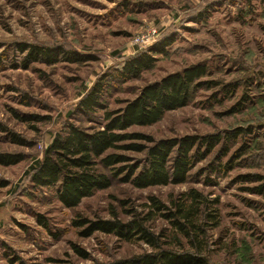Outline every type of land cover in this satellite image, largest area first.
<instances>
[{
  "label": "rangeland",
  "instance_id": "1",
  "mask_svg": "<svg viewBox=\"0 0 264 264\" xmlns=\"http://www.w3.org/2000/svg\"><path fill=\"white\" fill-rule=\"evenodd\" d=\"M156 29L145 47L134 40ZM172 37L167 53H151L153 66L139 77L113 81L104 104L119 109L148 84L195 65L208 67L204 85L191 103L167 112L154 125L128 132L155 140L235 133L201 162L186 183L145 189L115 181L105 190L64 208L53 189H35L24 173L42 157L52 137L69 124L89 129L101 123L103 111L84 116L76 107L99 78L116 75L124 59ZM29 43L76 52L93 60L34 63L24 69L15 45ZM11 133L28 141L23 147ZM202 152V151H201ZM0 153L22 155L16 165H0V264L15 257L36 264L111 262L151 252L142 241L121 240L96 232L82 236L74 220L147 219L146 226L162 235L164 247L192 249L163 213L181 205L193 211L192 190L207 199L196 222L207 232L203 253L208 264H264V0H0ZM136 161L143 154L126 153ZM151 198L166 206L158 212ZM208 216V217H207ZM43 218L46 229L38 223ZM198 232V230H197ZM204 237V236H203ZM84 249L90 260L73 251Z\"/></svg>",
  "mask_w": 264,
  "mask_h": 264
},
{
  "label": "trees",
  "instance_id": "2",
  "mask_svg": "<svg viewBox=\"0 0 264 264\" xmlns=\"http://www.w3.org/2000/svg\"><path fill=\"white\" fill-rule=\"evenodd\" d=\"M174 43L172 37L166 35L149 50L124 59L120 70L109 78H99L76 107L77 114L93 115L103 111L102 121L89 129L69 124L62 132L56 133L51 142L45 146L42 157L34 158L25 177L29 178L35 189H53L56 200L67 209L77 208L83 199L92 197L96 192L110 188L115 181L130 183L139 189L154 186L179 185L187 182L196 162H201L210 155L226 138L233 139L243 132L209 134L206 136H185L182 138L155 140L141 133L128 132L136 126H150L159 122L167 112L188 106L194 93L204 85L202 81L208 75V67L204 64L185 68L181 72L170 74L160 81L148 84L140 90L133 100L124 102V106L109 110L104 99L113 81H128L139 77L155 63L151 53L166 54ZM16 50L24 56V69L34 63L54 64L58 58L71 63L93 60L76 52L64 49H53L29 43H17ZM11 141L19 146L31 144L17 134L11 133ZM202 151V152H201ZM126 153L143 154L141 161H136ZM24 160L22 155L1 154L0 165H16ZM256 181L264 180L261 175L251 176ZM8 183L0 179V188ZM262 187L255 189L261 193ZM262 194V193H261ZM191 205L196 204L193 211L185 210L183 205L174 213H163L181 237L189 240L192 249L175 251L164 247L162 235H157L146 226L147 219L135 217L128 222L117 216L113 219L74 220L73 226L84 228L81 233L90 237L96 232L113 234L125 241L139 240L153 249L151 252L119 259L111 262L93 261L91 264H208L207 255L203 253L206 231L205 223L196 222L200 205L206 206L207 199L198 191L192 190L187 195ZM152 207L158 212L166 210V206L155 198H151ZM208 217V216H207ZM38 223L48 229L49 225L42 217ZM198 230V232H197ZM204 236V237H203ZM73 251L84 260L90 255L78 246ZM12 264L27 263L15 257Z\"/></svg>",
  "mask_w": 264,
  "mask_h": 264
},
{
  "label": "built area",
  "instance_id": "3",
  "mask_svg": "<svg viewBox=\"0 0 264 264\" xmlns=\"http://www.w3.org/2000/svg\"><path fill=\"white\" fill-rule=\"evenodd\" d=\"M158 32L156 29H150L143 37H138L134 40L135 45H138L139 48H145L152 40L153 37H156Z\"/></svg>",
  "mask_w": 264,
  "mask_h": 264
}]
</instances>
